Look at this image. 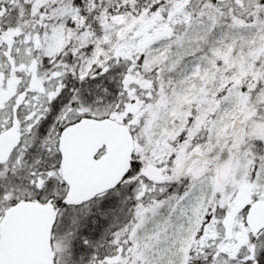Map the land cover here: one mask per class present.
<instances>
[{
  "label": "snow or ice",
  "instance_id": "6c2138e0",
  "mask_svg": "<svg viewBox=\"0 0 264 264\" xmlns=\"http://www.w3.org/2000/svg\"><path fill=\"white\" fill-rule=\"evenodd\" d=\"M0 264H264V0H0Z\"/></svg>",
  "mask_w": 264,
  "mask_h": 264
}]
</instances>
